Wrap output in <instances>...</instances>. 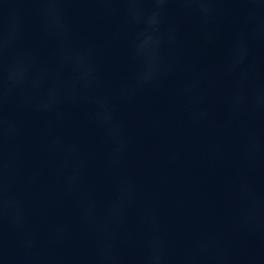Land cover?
Masks as SVG:
<instances>
[{
    "label": "water",
    "instance_id": "1",
    "mask_svg": "<svg viewBox=\"0 0 264 264\" xmlns=\"http://www.w3.org/2000/svg\"><path fill=\"white\" fill-rule=\"evenodd\" d=\"M0 264H264V0H0Z\"/></svg>",
    "mask_w": 264,
    "mask_h": 264
}]
</instances>
